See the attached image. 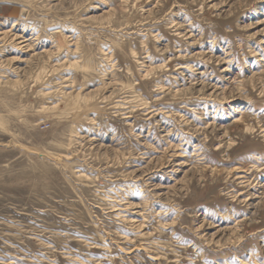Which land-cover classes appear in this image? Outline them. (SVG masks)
<instances>
[{
	"label": "rangeland",
	"instance_id": "obj_1",
	"mask_svg": "<svg viewBox=\"0 0 264 264\" xmlns=\"http://www.w3.org/2000/svg\"><path fill=\"white\" fill-rule=\"evenodd\" d=\"M0 15V264H264V0Z\"/></svg>",
	"mask_w": 264,
	"mask_h": 264
},
{
	"label": "bare ground",
	"instance_id": "obj_2",
	"mask_svg": "<svg viewBox=\"0 0 264 264\" xmlns=\"http://www.w3.org/2000/svg\"><path fill=\"white\" fill-rule=\"evenodd\" d=\"M12 6H14V5H11V6H9V8H8V11H7V19H10L11 21H12V23H14V22H16L17 20H19V17H22V16H20L21 15V13H22V9L20 8V6H19V14H18V17L17 18H10L9 17V11L11 10L10 8L12 7ZM3 10H6L5 8H3ZM23 15V14H22ZM50 32V31H49ZM49 32H48V34H49ZM56 33H58V32H56ZM0 34H2V32L0 33ZM4 34V36H6V34H5V32L3 33ZM60 34V33H59ZM72 35V34H71ZM52 37V36H51ZM54 37V36H53ZM22 44V43H21ZM53 51V50H52ZM16 53V52H15ZM58 53V52H57ZM17 54V53H16ZM84 65V64H83ZM114 65V64H113ZM79 66V65H78ZM83 67V66H82ZM71 94V93H70ZM242 178V177H241ZM145 247V246H144ZM148 249V248H147ZM145 252H146V249H145ZM154 258V257H153ZM157 260V259H156Z\"/></svg>",
	"mask_w": 264,
	"mask_h": 264
},
{
	"label": "water",
	"instance_id": "obj_3",
	"mask_svg": "<svg viewBox=\"0 0 264 264\" xmlns=\"http://www.w3.org/2000/svg\"><path fill=\"white\" fill-rule=\"evenodd\" d=\"M19 14V7L14 5L11 7V10L9 11V17L10 18H17Z\"/></svg>",
	"mask_w": 264,
	"mask_h": 264
},
{
	"label": "built area",
	"instance_id": "obj_4",
	"mask_svg": "<svg viewBox=\"0 0 264 264\" xmlns=\"http://www.w3.org/2000/svg\"><path fill=\"white\" fill-rule=\"evenodd\" d=\"M1 16V15H0Z\"/></svg>",
	"mask_w": 264,
	"mask_h": 264
}]
</instances>
